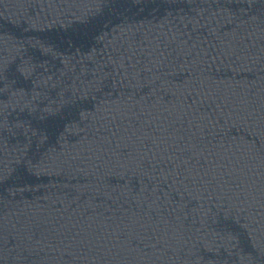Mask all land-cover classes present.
I'll list each match as a JSON object with an SVG mask.
<instances>
[{
	"label": "water",
	"instance_id": "1",
	"mask_svg": "<svg viewBox=\"0 0 264 264\" xmlns=\"http://www.w3.org/2000/svg\"><path fill=\"white\" fill-rule=\"evenodd\" d=\"M0 264H264V0H0Z\"/></svg>",
	"mask_w": 264,
	"mask_h": 264
}]
</instances>
